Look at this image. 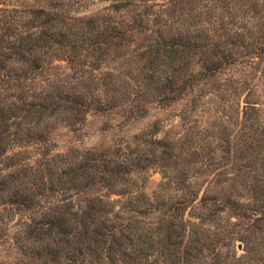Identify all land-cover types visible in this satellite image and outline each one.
<instances>
[{"label": "trees", "instance_id": "trees-1", "mask_svg": "<svg viewBox=\"0 0 264 264\" xmlns=\"http://www.w3.org/2000/svg\"><path fill=\"white\" fill-rule=\"evenodd\" d=\"M38 1L42 3L30 8L0 9V165L19 166L14 173L0 174V194H6L12 208L34 212L27 226L38 258L58 263L64 255L66 260L79 256L82 264L89 257L99 264H145L157 253L165 256V264H227L221 254L212 262L205 257L213 242L205 226L231 210L247 220L257 249L246 247V254L230 263H264V183L251 182L247 166L232 165L234 178L227 179L249 181L251 203L239 201L235 190L226 187L207 189L199 199V192L185 182L192 167L187 162L176 177L164 176L172 182L164 185L183 194L162 198L154 206L131 191V175L157 163L141 147L163 149L160 159L167 172L182 161L186 141L177 148L167 140L148 141L144 133L135 137L134 147L50 156L51 132L58 124L71 128L90 112L119 107L139 118L140 102L179 101L194 86L218 77L233 52L263 58L264 31L254 29L262 21L264 5L258 0L152 5L156 0ZM90 3L107 6L102 13L81 16ZM60 61L67 67L55 64ZM117 62L119 66L112 65ZM242 88H234L233 103ZM243 103L247 120L256 110L249 108L247 98ZM255 132L245 137L249 146L264 141V131L261 138ZM32 146H41L37 150L43 153L37 167L24 164L26 151L8 155L12 148ZM229 153L225 151V159ZM241 155L236 158L243 160ZM227 172L219 175L226 177ZM102 189L108 195H100ZM111 193L128 197L118 212L109 200ZM189 208L198 223L186 219ZM154 209L162 216L155 228L147 229L142 219ZM214 236L216 243H226L224 233ZM247 238L243 240L249 245Z\"/></svg>", "mask_w": 264, "mask_h": 264}, {"label": "rangeland", "instance_id": "rangeland-1", "mask_svg": "<svg viewBox=\"0 0 264 264\" xmlns=\"http://www.w3.org/2000/svg\"><path fill=\"white\" fill-rule=\"evenodd\" d=\"M169 1L156 0L155 2L151 1L149 5ZM258 1L264 5V0ZM34 3L38 5L42 1L0 0V9L30 8L35 5ZM105 6L107 5L90 3L81 10L80 14L81 16H92L102 13V8ZM155 10L157 11L158 8ZM153 18L151 16L150 20L152 21ZM260 18L262 19L259 21L261 27V23H264V12ZM259 26L255 27V32L264 31V24L261 30ZM123 53L126 54L127 52ZM55 64L62 68L67 67L66 62L60 61ZM112 65L119 66L120 63L117 62V64L113 63ZM193 68L198 69V67ZM238 86L243 87L241 89L243 93L238 98L239 100L233 103L231 95L234 88ZM246 98L250 103L249 108L256 110L255 115L250 111L247 120L242 117L245 104L243 101ZM129 105L124 108L127 109ZM140 105L142 115L139 118L124 112L119 107L108 112H90L84 122L71 128L58 124L51 132L50 156L53 158L72 152L82 154L86 151H103L119 146L123 148L124 146L134 147L136 146L135 137L144 133L147 134L146 139L148 141L151 139L152 141L167 140L179 146L177 148H180L181 143L186 141L182 161L177 163L174 169L167 172V166L160 159L164 153L163 149L147 144L145 147H141L147 157L150 159L154 157L157 163H151L147 170L137 171L131 175L130 186L134 197L140 196L147 204L152 203L154 206H156V201L162 198L176 199L183 193L176 192L172 187L169 188L164 185L165 182L172 183L168 182L166 178L164 179V176L176 177L180 170H184V163L190 162L189 166L192 167L187 170L185 182L187 185L192 184L191 189L199 192V199L204 192H207V189L219 191L221 187H226L228 191L232 188L233 191L235 190L234 196L239 201L251 203V189L249 185H246L249 181L240 177L238 180L240 183H237L238 181L234 183L233 180L228 181L227 178H234L232 175L235 171L230 169L232 165L233 167L244 165L247 166L246 170L249 172L248 177L251 182L260 181L264 183V141L249 146L250 144L245 138L252 137L255 131V138H261L264 131V57L261 58L246 52H233L231 63L223 69L218 77L194 86L179 101L160 104L154 100H147L140 102ZM247 144L249 149L245 153ZM40 147L32 146L25 149L15 147L8 151V155L20 150L26 151L27 153L22 155V159L27 158L24 164L37 167L43 162V153L37 150ZM227 150L230 153L225 159V151ZM240 154H242L241 157H244L243 160L236 158ZM18 169L19 166H11L6 163V167L0 165V174L6 176ZM226 170L228 171L226 177L219 175L223 171L225 173ZM10 190H13V186H10ZM185 192L188 194L189 190ZM105 194L108 195V191L102 189L100 195ZM109 196V200L117 212L125 206L123 203L128 199V197H120L114 193L109 194ZM6 198V194H0V264H82L79 256H73L71 260H66L63 255L58 263L38 258L36 254L38 247L29 241L27 226L33 219L34 212L18 211L6 203ZM192 213L195 214L194 209L192 211L189 208L186 212V219L198 223L199 221L192 217ZM161 216L162 213L154 209V212L142 220L147 229L155 228ZM205 228L209 229L213 241L208 249L204 250L208 262H212L211 258L221 254L223 257H227L225 263L231 264L230 261L232 262L235 258L246 254V247H252L253 250L257 249L256 244L253 243L255 236L249 223L231 210L222 212L210 226L206 225ZM219 233H224L226 243H216L218 238L216 239L214 235ZM244 237H248L247 239H250L251 244L246 245V241L243 240ZM153 254L145 264H165V256ZM83 264L99 263L89 257ZM103 264H108V262ZM255 264L264 263L259 261Z\"/></svg>", "mask_w": 264, "mask_h": 264}]
</instances>
